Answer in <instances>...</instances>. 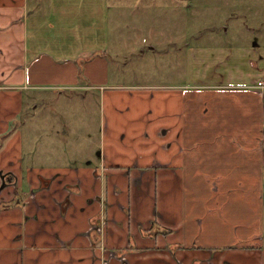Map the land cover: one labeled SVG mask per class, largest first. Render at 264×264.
I'll list each match as a JSON object with an SVG mask.
<instances>
[{
	"label": "crops",
	"instance_id": "obj_1",
	"mask_svg": "<svg viewBox=\"0 0 264 264\" xmlns=\"http://www.w3.org/2000/svg\"><path fill=\"white\" fill-rule=\"evenodd\" d=\"M106 18V0H0V264H264V40L196 52L189 87L108 88L126 50ZM91 89L80 152L36 148L25 94Z\"/></svg>",
	"mask_w": 264,
	"mask_h": 264
},
{
	"label": "rangeland",
	"instance_id": "obj_2",
	"mask_svg": "<svg viewBox=\"0 0 264 264\" xmlns=\"http://www.w3.org/2000/svg\"><path fill=\"white\" fill-rule=\"evenodd\" d=\"M106 1L108 41L116 42L119 50H126L118 58L107 49L108 80L104 85L108 88L117 84L140 90L159 89L167 84H171L169 89L189 87L191 78L187 64L196 52L211 48L227 53L230 49L251 47L253 42L264 40V0ZM123 40L128 42L124 44ZM148 46H155V50ZM248 58L254 57L249 54ZM209 62H213L210 57L203 62L201 72L213 76L214 71L207 68ZM83 92H78L72 99L43 96L35 101L34 94H25V98L29 96L32 103L39 105L36 108L30 106L23 112L28 122L38 129L41 141L36 148H49L57 154L78 153L82 138L90 139L95 135L99 120L97 96L100 94L91 89L86 97L88 100L84 101L81 98ZM42 100L47 106L41 107ZM20 120L10 121L8 131L15 122L21 124ZM48 121L50 128L46 126ZM101 226V221L93 224L98 232Z\"/></svg>",
	"mask_w": 264,
	"mask_h": 264
},
{
	"label": "flooded vegetation",
	"instance_id": "obj_3",
	"mask_svg": "<svg viewBox=\"0 0 264 264\" xmlns=\"http://www.w3.org/2000/svg\"><path fill=\"white\" fill-rule=\"evenodd\" d=\"M6 175H7V176H6ZM4 176H6L7 178H9V175H8V174H5ZM7 178H5V180H6ZM3 182H4V185H5V182H6V181L3 180ZM7 183H8V182H6V184H7ZM4 185H3V186H4Z\"/></svg>",
	"mask_w": 264,
	"mask_h": 264
},
{
	"label": "water",
	"instance_id": "obj_4",
	"mask_svg": "<svg viewBox=\"0 0 264 264\" xmlns=\"http://www.w3.org/2000/svg\"><path fill=\"white\" fill-rule=\"evenodd\" d=\"M7 178V177H6ZM2 179L4 180V181H7L8 182V180H9V178H7L6 180H5V177L4 176H2ZM4 185V184H3Z\"/></svg>",
	"mask_w": 264,
	"mask_h": 264
},
{
	"label": "trees",
	"instance_id": "obj_5",
	"mask_svg": "<svg viewBox=\"0 0 264 264\" xmlns=\"http://www.w3.org/2000/svg\"><path fill=\"white\" fill-rule=\"evenodd\" d=\"M5 184H6V182H5Z\"/></svg>",
	"mask_w": 264,
	"mask_h": 264
}]
</instances>
